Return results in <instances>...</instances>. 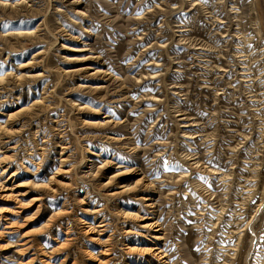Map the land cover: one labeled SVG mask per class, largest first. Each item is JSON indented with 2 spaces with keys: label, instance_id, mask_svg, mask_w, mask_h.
<instances>
[{
  "label": "rangeland",
  "instance_id": "374dc122",
  "mask_svg": "<svg viewBox=\"0 0 264 264\" xmlns=\"http://www.w3.org/2000/svg\"><path fill=\"white\" fill-rule=\"evenodd\" d=\"M0 187V264H264V0H0Z\"/></svg>",
  "mask_w": 264,
  "mask_h": 264
},
{
  "label": "bare ground",
  "instance_id": "6f19581e",
  "mask_svg": "<svg viewBox=\"0 0 264 264\" xmlns=\"http://www.w3.org/2000/svg\"><path fill=\"white\" fill-rule=\"evenodd\" d=\"M10 179H12V178H10ZM8 181H9V180H8ZM4 187H5V186H4ZM0 189H1V190H5V188H3V187H0ZM6 190H8V189H6ZM6 190H5V191H6ZM98 227H99V226H98ZM102 227H104V226H102ZM150 227H151V228H159V226L157 225V223H155V224H150L149 227H145V228H150ZM160 230H161V229H158L157 232L160 231ZM155 240L158 241V240H162V239H161V237L157 236V237H155ZM157 245H158V244H155V246H157ZM155 248H156V247H155ZM157 250L160 251V248L155 249V250H153V251L156 252ZM161 253H163V252L160 251L159 254H161Z\"/></svg>",
  "mask_w": 264,
  "mask_h": 264
},
{
  "label": "snow or ice",
  "instance_id": "6c2138e0",
  "mask_svg": "<svg viewBox=\"0 0 264 264\" xmlns=\"http://www.w3.org/2000/svg\"><path fill=\"white\" fill-rule=\"evenodd\" d=\"M45 183H46V180H45Z\"/></svg>",
  "mask_w": 264,
  "mask_h": 264
}]
</instances>
